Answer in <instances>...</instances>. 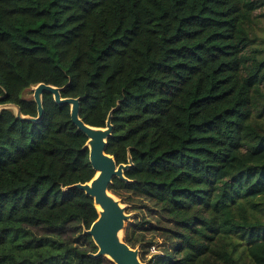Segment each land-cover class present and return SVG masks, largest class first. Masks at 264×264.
Masks as SVG:
<instances>
[{
	"label": "trees",
	"instance_id": "obj_1",
	"mask_svg": "<svg viewBox=\"0 0 264 264\" xmlns=\"http://www.w3.org/2000/svg\"><path fill=\"white\" fill-rule=\"evenodd\" d=\"M264 0H0V104L37 116L43 82L79 98L105 152L132 165L109 190L146 264H264ZM38 122L0 109V264H101L75 183L94 171L69 105ZM128 212V211H127Z\"/></svg>",
	"mask_w": 264,
	"mask_h": 264
},
{
	"label": "water",
	"instance_id": "obj_2",
	"mask_svg": "<svg viewBox=\"0 0 264 264\" xmlns=\"http://www.w3.org/2000/svg\"><path fill=\"white\" fill-rule=\"evenodd\" d=\"M32 98L36 103L37 116L23 115L19 106L13 103L0 104L1 108H10L15 117L21 121L38 122L43 114L42 94L50 93L59 105H69L72 123L86 136L85 147L88 149V159L94 171L93 177L84 183H75L64 188H77L90 196L97 210V218L88 229H83V234L91 237L97 247L95 253H88L92 258L106 257L113 264H146L139 258L137 247H130L123 239L125 223L131 219L127 212V205L109 190L114 178L124 181L125 170L132 165L128 155L127 163L117 164L112 155L105 152L106 143L112 134L111 109L105 120L104 127H95L84 123L79 117V98L61 97L62 87L40 82L33 87Z\"/></svg>",
	"mask_w": 264,
	"mask_h": 264
},
{
	"label": "rangeland",
	"instance_id": "obj_3",
	"mask_svg": "<svg viewBox=\"0 0 264 264\" xmlns=\"http://www.w3.org/2000/svg\"><path fill=\"white\" fill-rule=\"evenodd\" d=\"M262 26H264V22L262 23ZM30 95H32V93L30 92V90H26L23 93V96H25V97H28ZM127 211L131 215V217H137L138 220L152 221V219L150 217V212L147 211L146 208H143L140 203L139 204H136V206H133V205L132 206L131 205L128 206V210ZM151 252H153V251H151ZM150 254H153V253H146L144 255V261L145 262L149 259ZM105 259L106 260H103V262L101 264H113L108 258H105Z\"/></svg>",
	"mask_w": 264,
	"mask_h": 264
},
{
	"label": "built area",
	"instance_id": "obj_4",
	"mask_svg": "<svg viewBox=\"0 0 264 264\" xmlns=\"http://www.w3.org/2000/svg\"><path fill=\"white\" fill-rule=\"evenodd\" d=\"M151 251H153V252H151ZM155 252H157L156 246L155 245H151L149 247V253H155Z\"/></svg>",
	"mask_w": 264,
	"mask_h": 264
}]
</instances>
